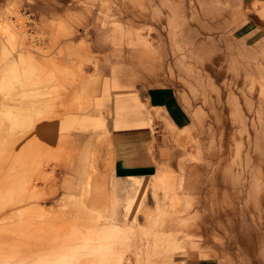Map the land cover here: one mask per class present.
I'll list each match as a JSON object with an SVG mask.
<instances>
[{
	"label": "crops",
	"instance_id": "1",
	"mask_svg": "<svg viewBox=\"0 0 264 264\" xmlns=\"http://www.w3.org/2000/svg\"><path fill=\"white\" fill-rule=\"evenodd\" d=\"M13 1L0 0V16ZM16 1L29 16L30 33L44 35L36 45L46 54L33 51L35 60L60 76L71 102L66 112L74 116L66 131L54 118L25 133V141L37 139L41 150L59 152L53 176L75 173L70 156L77 163L84 156L85 170L91 167L88 152L96 150L113 222L121 226L137 217L142 225L139 210L155 209L159 194L151 184L161 169L167 192L197 226L177 263L249 264L259 230L250 227L251 207L241 206L243 188L221 185L202 145L192 158V143L176 144L165 129L192 136L193 120L207 114H260L251 102L254 93L264 102V28L251 11L264 0H244L241 12L240 0ZM82 89L84 97L97 96L101 108L78 110ZM263 164L255 162L252 173ZM214 196L229 209L230 198L237 200L229 219L224 212L211 216ZM137 241L129 243L131 252L141 246Z\"/></svg>",
	"mask_w": 264,
	"mask_h": 264
},
{
	"label": "rangeland",
	"instance_id": "2",
	"mask_svg": "<svg viewBox=\"0 0 264 264\" xmlns=\"http://www.w3.org/2000/svg\"><path fill=\"white\" fill-rule=\"evenodd\" d=\"M244 5L240 0V12ZM251 13L264 28V3ZM28 20L16 0L0 16V264H178L187 253V241L197 237V226L163 184L155 187L153 178L151 187L159 195L155 209L139 210L144 215L142 225L137 217L115 225L106 185L95 165L96 150L88 152L91 167L85 170L84 156L78 163L70 156L75 173L69 170L63 177L61 173L53 176L59 152L41 150L35 138V145L32 139L25 141L26 131L41 121L61 118L66 131L74 117L66 112L71 102L65 101L60 76L35 60L33 51L46 54L36 45L44 35L30 33ZM145 42L151 43L148 38ZM193 81L201 82L197 76ZM83 93L84 89L76 96L78 110L101 108L97 96L87 98ZM254 94L251 106L260 107V114H237L236 118L207 114L193 120L196 133L192 136L174 133L169 125L165 131L178 145L192 143V158H197V151L201 154L202 145V155L221 185L243 188L241 206L251 207L250 227L259 230L258 247L249 264H264V164L257 168V175L252 173L255 162L264 163V102ZM104 155L106 165L109 153ZM238 176L243 183L236 182ZM59 194L64 195L55 198ZM215 197L209 206L211 216L224 212L223 220L229 219L227 211L236 212L237 200L230 198L229 209L230 203L221 204ZM136 240L141 248L134 253L128 245Z\"/></svg>",
	"mask_w": 264,
	"mask_h": 264
},
{
	"label": "bare ground",
	"instance_id": "3",
	"mask_svg": "<svg viewBox=\"0 0 264 264\" xmlns=\"http://www.w3.org/2000/svg\"><path fill=\"white\" fill-rule=\"evenodd\" d=\"M118 113V112H117ZM125 119V118H124ZM132 119V118H131ZM126 121V120H125ZM161 168V167H160ZM164 174L161 169L158 170V172L154 175V186L156 187L158 184H163L164 185Z\"/></svg>",
	"mask_w": 264,
	"mask_h": 264
}]
</instances>
